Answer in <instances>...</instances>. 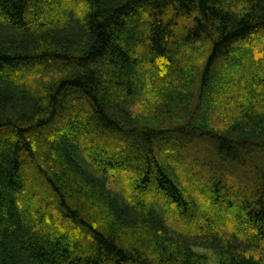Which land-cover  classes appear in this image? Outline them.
<instances>
[{"label": "trees", "instance_id": "1", "mask_svg": "<svg viewBox=\"0 0 264 264\" xmlns=\"http://www.w3.org/2000/svg\"><path fill=\"white\" fill-rule=\"evenodd\" d=\"M210 260L264 264V0H0V264Z\"/></svg>", "mask_w": 264, "mask_h": 264}, {"label": "rangeland", "instance_id": "2", "mask_svg": "<svg viewBox=\"0 0 264 264\" xmlns=\"http://www.w3.org/2000/svg\"><path fill=\"white\" fill-rule=\"evenodd\" d=\"M201 252H203V253H205L207 256H209V258H210V253L209 252H207V251H203V250H201ZM214 262L212 261V260H210V264H213Z\"/></svg>", "mask_w": 264, "mask_h": 264}]
</instances>
